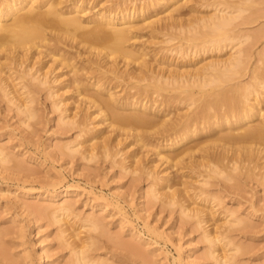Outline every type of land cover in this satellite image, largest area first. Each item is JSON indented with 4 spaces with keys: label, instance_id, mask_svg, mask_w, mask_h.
I'll list each match as a JSON object with an SVG mask.
<instances>
[{
    "label": "rangeland",
    "instance_id": "rangeland-1",
    "mask_svg": "<svg viewBox=\"0 0 264 264\" xmlns=\"http://www.w3.org/2000/svg\"><path fill=\"white\" fill-rule=\"evenodd\" d=\"M57 1L71 10L73 0ZM85 1V23L102 12L134 16L128 58L90 55L96 48L87 40L91 24L68 34L48 31L62 39L66 53L43 61L64 73L62 81L80 68L86 94L66 87L51 96L48 86L25 75L26 65L6 58L8 46L0 52V78L9 79L7 88L0 82V264H77L79 251L85 264H216L210 252L227 264H264V158L233 159L241 148L264 151V140H240L264 106L234 130L221 125L227 106L210 103V86L191 87L190 96L172 85L137 94L152 72L189 78L238 50L242 67L216 89L248 83L257 67L264 68V0L248 1L241 13L232 10V39L225 42L214 41L209 28L214 0H166L151 7L156 0ZM98 50L101 58L109 52L101 45L93 52ZM109 93L116 110L99 111L91 97ZM132 100L154 111L150 124L119 120L133 112L125 104ZM181 122L190 130L178 137L172 130ZM206 232L220 237L217 246L211 247Z\"/></svg>",
    "mask_w": 264,
    "mask_h": 264
},
{
    "label": "bare ground",
    "instance_id": "bare-ground-1",
    "mask_svg": "<svg viewBox=\"0 0 264 264\" xmlns=\"http://www.w3.org/2000/svg\"><path fill=\"white\" fill-rule=\"evenodd\" d=\"M42 1L43 2H41V0H0V52L3 51V47L8 46L9 51L6 58H9L19 66L26 65L27 69L23 70L25 75H29L32 80H35L37 82L36 86H48L47 88L51 96L58 94L61 89L66 87L75 88L80 95L86 94L87 92L85 91V78L79 75V72H81L80 68L75 69L73 71V75L67 81H62L60 77L64 73H57L58 68H54L53 65H49V61H43V58H46L49 55L55 56V54H60L63 56L64 53H66L65 51L62 52L63 50L60 46L62 39L60 37L49 36L48 31L53 29H61L64 31L63 33L68 34L69 32H77L78 30L80 31L84 29V24H91L92 39L87 40L90 44H94L92 46H96V48L93 50L96 51L97 45H101L103 47H107L109 52H106L102 58L101 56H103V50H98L97 52H93V50H91L89 51L90 55L92 54L97 56L101 60L105 58L111 59L113 55L118 53L125 56V58L133 55V51L130 50L129 53L126 51V43L132 37L131 31L134 26L131 25V23L134 21V16L121 15L119 17L112 12H109L108 14L102 12L98 17L90 18L85 23L83 20V16H85L87 11V9L83 8V4L86 2L85 0H73L70 11H63V8H60L59 6L60 2L57 0ZM165 1L166 0H156L154 2H148L149 4L147 6L149 7L150 5L151 7L155 5H163L166 3ZM248 1L250 0L213 1L214 3L211 5L215 6L216 13L210 19L209 28L210 31L216 35H214V41L217 39L216 42L218 40L225 42L232 39L231 35L228 33L230 32L229 30L232 25V21L235 19V16H233L234 12L232 10L236 9L235 11H242L241 6L248 3ZM25 4L27 5V8H22ZM219 6L221 7L218 8ZM43 8L46 9L43 11L40 10ZM235 15L237 17V14ZM117 24H120L121 26L117 27ZM51 41H54V43L50 46L48 44ZM99 41L103 42L99 43ZM43 46L46 48L45 51L41 50ZM242 51L238 50L235 56L231 55V57L227 60L216 61L207 65L203 69L202 73L197 72L195 74H190L189 78H187L183 73L177 71H174L173 73L171 72L169 75L152 72L150 77L151 82L144 87L141 86L137 90V94L140 96H146V93H148L150 90L159 92L162 89H166V85H172V88L177 89V91H184L187 93L186 95L190 96L191 93L189 92V88L198 87L200 90H203V88L210 86L212 87L211 91H209L210 94H208L209 92L207 93L208 97L210 98L209 101H211L210 103L212 104L213 102V104L216 103L220 105L222 104L221 106H227V111L222 114V121L220 120L221 125H228V128L236 130L238 127L248 124L254 117L256 110L261 113L262 109L260 106H264V93L261 95L259 94L258 90L260 88L264 89V68L257 67L252 73L251 80L246 84H238L237 86H231L230 88H226L225 85V88H222L221 90L216 89L219 84L222 86L223 84H226L232 80L235 75H237V69L239 70L241 64L243 65ZM131 53L132 55H129ZM52 62L54 63L55 60ZM63 62H65L64 58L60 60V63ZM107 63H109V61H107ZM36 64H38V67H35ZM31 71H33V73H31ZM109 71L115 72L112 68H110ZM16 78H19V75ZM144 79L145 78L138 77V81ZM8 80L9 79L6 78H0V82L5 85L6 88L8 87ZM165 86L166 88H164ZM220 86L218 88H220ZM97 89H101V87L98 86ZM108 96L109 97L105 98L103 94H97L96 96L91 97V102L93 104L95 103L94 105H98L99 111H102V109L105 107L109 108V106L114 107V110H116L115 106L118 104V102L111 101L112 93H109ZM56 101H58V103L56 102L57 104L62 102L60 99ZM251 101H253V103L250 105V108L246 107L247 109H245L244 107L247 105V102ZM206 103H208V101H206ZM122 104H124V102L120 103V105ZM125 104L130 105L133 112L129 114H120L122 115L121 117L118 115L120 117L119 120L121 119L122 122L145 125L150 124V122L153 120L151 117L154 116V111H151V109L146 107L143 108L144 102L142 100H140V102L132 100L129 101V103L126 101ZM207 105L204 106L208 109V106L211 105ZM240 105H243L242 108ZM204 106L203 108L205 109ZM204 109L203 111H205ZM197 115L201 117L204 115V113H202V115H199L198 113ZM220 115L221 114L219 113V116ZM201 118L203 122L209 120H204L203 116ZM184 123L185 122H181L176 124L174 128L172 127L174 129H171L173 135L175 134V136L182 137L180 133H183L187 125H190V123H187V125H184ZM188 128L189 127H187V129ZM204 129L205 128L203 127L202 130ZM189 130L190 129H188V131ZM246 130V135L243 134L242 137L244 135L245 136L240 139L242 140V143H246L245 141H248L251 138L264 140V115H261L259 121L253 126L250 125V127H248ZM191 132L194 135L193 131ZM139 137H136L137 140H139ZM178 142L179 141L175 142V144ZM241 149L242 151L240 150L239 152H236V155L233 157L234 161L238 162V160H240V162L253 163L256 160H261L264 158V151L262 152V150H258L259 152H256L252 149ZM0 154L2 155L1 152ZM256 165H258V163ZM172 196H170V199H174ZM66 205L63 203L61 206L63 210L65 209ZM186 209L187 208H184V211ZM197 215L199 216L200 213H197ZM59 220H61V218H59ZM199 220L201 221V219ZM92 224L94 226L95 223ZM205 235V237L210 242L211 247L217 246V244L220 242V237L212 236L210 232H206ZM77 253H79L78 259L76 258V260H78L77 264H85V257L81 255L83 252L80 253L79 251ZM210 253L213 255V257H215L216 264H227V260H224L223 257L219 259L218 256L216 257L214 255V252Z\"/></svg>",
    "mask_w": 264,
    "mask_h": 264
}]
</instances>
